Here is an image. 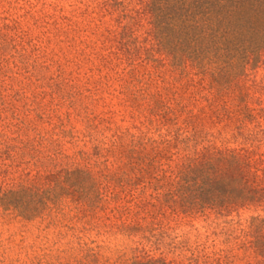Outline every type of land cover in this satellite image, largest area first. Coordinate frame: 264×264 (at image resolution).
Here are the masks:
<instances>
[{"label": "rangeland", "instance_id": "374dc122", "mask_svg": "<svg viewBox=\"0 0 264 264\" xmlns=\"http://www.w3.org/2000/svg\"><path fill=\"white\" fill-rule=\"evenodd\" d=\"M86 1L0 0V191L28 177L44 183L60 168L96 173L106 164L136 176L142 162L120 158L122 151L135 147L133 157L142 158V148L162 149L174 160L187 153L173 143L165 149L160 140L167 130L195 132L199 148L236 150L264 161V63L219 97L197 77L180 76L169 66L137 65L140 82H132L124 63L101 48L108 16ZM139 26L142 33V17ZM142 92L175 107L170 121L150 116ZM142 137L152 141L142 145ZM94 146L110 149L107 158L94 156ZM110 191L119 200L94 212L70 196L28 221L0 206V264H131L137 239L116 227L135 218L142 182L123 191L112 184ZM253 216L264 218V205L219 218L208 213L164 221L167 236L159 246H142L140 255L187 264L191 252L225 248L222 233L246 229Z\"/></svg>", "mask_w": 264, "mask_h": 264}, {"label": "trees", "instance_id": "16d2710c", "mask_svg": "<svg viewBox=\"0 0 264 264\" xmlns=\"http://www.w3.org/2000/svg\"><path fill=\"white\" fill-rule=\"evenodd\" d=\"M86 2L102 17L108 16L109 26L100 33L101 48L107 50V56L124 63L123 71L127 69L125 73L132 82H140L135 74L137 65L154 69L169 66L180 76L197 77L200 84L205 83L207 90L219 97L245 76L247 70L264 63V0ZM141 17L142 33H139ZM146 96L142 92V100ZM147 100L150 116L170 121L174 106L166 105L154 94ZM260 112L264 114V107ZM246 118L253 119L249 110ZM182 134L178 129L167 130L160 140L165 149L173 143L181 151H187L175 160L165 156L162 149L142 148V158L139 154L133 157L135 147L122 151L120 158L142 162V171L136 176L112 171L106 164L96 173L87 167L60 168L47 174L44 183L36 181L40 177H28L23 180L31 181L0 191V206L28 221L55 205L58 197L70 196L94 212L105 210L108 203L119 200V195L110 191L112 184L123 191L142 182V200L134 204L135 218L116 227L131 241L137 239L131 250V264H180L140 255L142 246H159L167 236L164 221L208 213L219 218L240 208L264 205L262 159H253L236 150L199 148L195 132ZM169 135L171 139L166 138ZM144 139L142 145L152 141L143 142ZM94 148L96 157L106 159L110 152V149ZM162 157L170 162H161ZM222 237L225 248L210 254L202 253V249L191 252L187 264H264V218L253 216L246 229L225 231ZM169 247L174 250L173 246Z\"/></svg>", "mask_w": 264, "mask_h": 264}]
</instances>
